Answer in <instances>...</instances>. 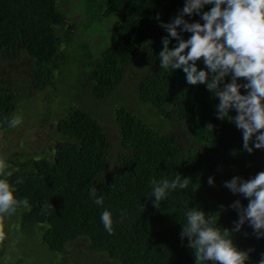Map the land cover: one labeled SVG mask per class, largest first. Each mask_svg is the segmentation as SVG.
<instances>
[{
  "label": "trees",
  "instance_id": "1",
  "mask_svg": "<svg viewBox=\"0 0 264 264\" xmlns=\"http://www.w3.org/2000/svg\"><path fill=\"white\" fill-rule=\"evenodd\" d=\"M74 3L85 22L66 24L76 15ZM184 4L185 0H0V63L17 60L25 52L32 67L22 83L0 77V130L16 129L8 127V121L15 116L17 98H30L33 88L49 89L41 120L58 117L53 122L57 147L38 152L23 147L7 157L0 152L10 166L7 179L16 197L27 198L29 204L3 219L5 232L8 221L17 218L31 231L18 235L23 244L35 232L45 249L60 254L85 238L93 253L108 254L120 264H196L188 238L181 237L189 209H202L215 219L216 227L232 231L239 215L230 205L240 200L246 207L248 199L232 193L224 182L264 171V149H243L242 130L227 118H217L219 100L206 84H188L182 69H161L159 52L168 35L161 21L171 22ZM212 6L205 5L201 14ZM201 14L185 19L204 23ZM101 34L100 41L106 42L95 43ZM181 35L188 39L191 33ZM176 45L170 38L169 48ZM135 66L146 76L130 81L128 71ZM197 66L205 68L202 59ZM238 83L246 81L241 78ZM64 84L70 105L58 103L61 114L55 97ZM230 115H236L234 109ZM105 119L119 126L123 149L115 169L109 163L114 140L106 132ZM177 175L190 178L188 188L171 191L155 207V197L149 196L151 181H171ZM93 188L103 205L94 202ZM106 209L114 221L112 234L101 221ZM232 237L237 247L251 250L246 264H257L264 237L257 238L247 222ZM6 252V244H0V261Z\"/></svg>",
  "mask_w": 264,
  "mask_h": 264
},
{
  "label": "clouds",
  "instance_id": "2",
  "mask_svg": "<svg viewBox=\"0 0 264 264\" xmlns=\"http://www.w3.org/2000/svg\"><path fill=\"white\" fill-rule=\"evenodd\" d=\"M205 5L213 6L201 14ZM194 14H201L204 23L185 19ZM161 27L168 33L162 38L163 48L159 52L161 69H182L188 84H206L219 100L217 118H227L242 130L243 149L248 153L264 149V0H185L179 14L171 22L161 21ZM182 32H189L191 36L184 39ZM170 38L177 40L173 48H169ZM201 59L204 69L197 66ZM229 75L231 82L224 83ZM241 78L246 83H238ZM241 88L247 90L246 94L241 93ZM233 109L235 116L230 115ZM20 124L17 116L8 121L10 128ZM9 167L0 158V244L7 238L3 219L16 214L21 207H29L27 198L16 197L15 188L7 179L12 175ZM189 182L190 178L182 179L180 175L171 181L153 179L149 196L155 197L154 206L159 208L171 191L187 189ZM213 183L214 179L209 177L208 184ZM224 186L248 199V204L245 207L236 200L230 205L239 215L232 231L216 227L215 219L207 217L198 207L187 211L181 237L188 238V246L195 251L196 264H246L251 250L237 247L232 237V232L240 231L246 222L257 238L264 237V171L250 179L235 176L225 181ZM91 195L96 197L95 188ZM94 202L103 205L104 199L96 197ZM101 221L112 234L114 221L109 210L102 212ZM257 264H264V253Z\"/></svg>",
  "mask_w": 264,
  "mask_h": 264
},
{
  "label": "rangeland",
  "instance_id": "3",
  "mask_svg": "<svg viewBox=\"0 0 264 264\" xmlns=\"http://www.w3.org/2000/svg\"><path fill=\"white\" fill-rule=\"evenodd\" d=\"M73 6L76 15L72 20H67L66 24H69L71 21H82V23H84L83 11L79 10L77 3H74ZM103 34L95 37V43L106 42L107 39L100 41ZM30 65V57L25 52H22L17 60H8L0 63V77L9 76L16 82L22 83L24 81L23 76L30 74V69H32ZM128 73V79L130 81L137 80L140 76H146V73L143 75V68L139 66H135L133 69L130 68ZM65 81H67V79ZM66 84H64L63 90L58 92L55 97V101L57 102L55 103V107H57L56 112L61 114H63V110L60 109L57 104L64 103L67 106L70 105L68 103L70 102V96L66 95L69 94ZM45 91L48 93L49 89H42L41 87L36 89L33 88L30 98L25 99L20 96L17 98L15 116L21 119V124L20 127L10 132L0 130V152L4 156H10L13 152L23 147L24 150L38 152L54 145L55 147L58 146V144H56L57 140L53 135L54 128L56 127L53 122L54 119L58 117L53 116V121L51 120L47 123H43L40 119L45 113V110H47L46 105L49 102V100L45 98ZM104 124L106 132L111 133L112 139L114 140V147H112L109 152L111 158L109 163H111L112 166H114L113 169H115L119 165L118 153L123 149L117 137L119 126L114 121L110 122L109 119H105ZM8 223L6 231V240L8 239V241H4L5 243L1 244H6L7 252L0 261L1 264H120L108 254L101 252L93 253L85 238L75 240L66 250L62 251V254L45 249L41 244L40 235L35 232L30 235V238L23 244V240H19L18 235L23 232L30 234L31 231H29L27 227L25 228L17 218L11 219Z\"/></svg>",
  "mask_w": 264,
  "mask_h": 264
},
{
  "label": "flooded vegetation",
  "instance_id": "4",
  "mask_svg": "<svg viewBox=\"0 0 264 264\" xmlns=\"http://www.w3.org/2000/svg\"><path fill=\"white\" fill-rule=\"evenodd\" d=\"M41 118H42V116H41ZM41 118H40V119H41ZM41 121H42V120H41ZM42 122H43V123H47V122H44V121H42ZM51 148H52V146H51V147H49L48 149H51Z\"/></svg>",
  "mask_w": 264,
  "mask_h": 264
}]
</instances>
